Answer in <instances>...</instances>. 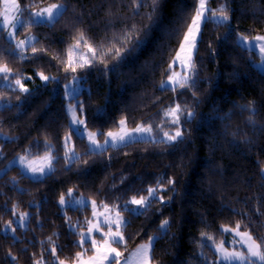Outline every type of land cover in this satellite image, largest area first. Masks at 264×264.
Returning <instances> with one entry per match:
<instances>
[{"label": "trees", "instance_id": "trees-1", "mask_svg": "<svg viewBox=\"0 0 264 264\" xmlns=\"http://www.w3.org/2000/svg\"><path fill=\"white\" fill-rule=\"evenodd\" d=\"M208 2L214 13L226 7L229 20H206L194 80L175 91L161 83L198 0H159L151 21L153 0H18L24 19L18 35L36 37L23 59L0 22V66L7 65L13 78L33 79L26 82L28 92L0 87V100L9 103L0 108V170L19 154L40 157L52 150L58 156L54 170L40 180L16 166L0 175V264H57V257L74 262L77 253L93 254L90 243L87 251L78 246L90 206L61 213L59 201L71 190L126 214L125 245L117 244L121 249L129 252L157 235L153 264H216L212 244L223 238L225 226L239 224L258 243L264 240V72L257 66L258 54L237 41L239 35L264 36V0ZM138 3L143 6L137 9ZM52 4L64 5L55 22L26 21L30 11ZM2 11L0 0V21ZM133 25L144 42L128 52L121 37ZM81 33L97 59L90 55V63H72L73 72L67 68L69 49ZM38 73L55 79L42 84ZM73 75L86 86L79 95L86 127L99 131L101 139L123 119L129 128L142 124L158 132L169 127L164 113L179 103L183 140L89 151L86 139L73 132L66 110L63 85ZM187 112L193 114L190 120ZM69 134L79 159L67 166L63 142ZM149 188H158L163 199L140 214L124 209ZM15 210L31 215L29 226L16 227L13 237L2 229L13 223Z\"/></svg>", "mask_w": 264, "mask_h": 264}, {"label": "rangeland", "instance_id": "rangeland-1", "mask_svg": "<svg viewBox=\"0 0 264 264\" xmlns=\"http://www.w3.org/2000/svg\"><path fill=\"white\" fill-rule=\"evenodd\" d=\"M2 3H3L2 20H3L4 15L7 14L8 17H9V21H10L9 24H3L1 22L2 26L6 30V36H7L8 40L14 45V51L17 54L19 53L20 50L16 48V44L19 41H21V40L26 42L25 46H24V51L22 53L23 57H26V49L30 45L33 44V42L35 41L36 37L33 34H29V35H26L24 37L19 36L18 35L19 34V30H20V28L22 26H20L17 22L18 21H22L24 23V19L21 16V11H16V9H15L14 5L12 4L11 0H8L7 3H5V0H2ZM52 5H61V4H52ZM52 5L44 6V7H41V8H38V9L30 11V14L28 15V18L26 19V21H31V22L36 23L35 22L36 19H40V18H35L34 19L33 18V13H36V12H39L41 10L47 9V8L51 7ZM198 7H199V0H198L197 9H198ZM207 8L211 9V6L209 5L208 0H207ZM63 10H64V8L62 9V11ZM204 15L205 16H211L212 14L206 11L204 13ZM221 15L222 14H220V13H215V15L212 16L211 19L213 21H217V19ZM228 20H229V18H228ZM228 20L226 22H228ZM205 22L206 21H203V20L201 21L200 27H199V33H198V35L196 36V39H195V49L191 53V63H192V65H194V58H195V55H196V52H197L198 42L200 40L201 31H202V28H203V25H204ZM41 23H52V22H47L46 20H44ZM12 24H17V27L15 29H13L12 28ZM10 31L14 32V35L11 38H9V36H8V33ZM258 36H263V35H258ZM240 37H244V38H246V40H245L244 43L238 42V44L241 47H243V48H245V49H247L249 51L256 52L258 54V56L260 57V61L258 62L257 66H258V68L261 71L264 72V52H262L260 50V44H264V41L255 43V38L257 36H255V37H246V36H243V35H239L237 41L239 40ZM248 45H252V47H248ZM74 46H73L71 54H70V56L68 58V60L71 59V63H78V62L85 63V60H90V55H92V53L90 52L88 46H84L82 44H79L78 47H74ZM179 48H180V46H179ZM179 48H178L177 52L179 51ZM176 54H175L174 58L172 59V61L170 63V74H169V76H171V75H173V73H175L176 75L174 76V80H178L179 78H181L183 76H190L191 81L193 82L194 76H195L194 67L191 68V70L189 71L186 68L185 64H182L180 61H176L175 63H173V61L176 58ZM186 56H187V53H183L182 54V57H186ZM43 75H45V74H43ZM0 76L4 77V78L0 79V87L12 88V89H16V90H20L22 92H25L18 85L15 84V80L16 79H20L22 84H23V87L28 89V91L31 90L29 85L26 84L27 81H32L33 80L31 76L13 78V73L11 71H9L6 74V76L3 73H0ZM45 76H48L50 78H54V76H52V75H45ZM169 76L162 83L168 82ZM36 77L39 79V81H41L42 84H47L51 80H53V79H50L49 81H44L38 74L36 75ZM162 83H161V85H162ZM65 85H68V87L65 88ZM85 88H86V86L82 83L80 78L78 76L73 75L63 85V89H64L63 95H64V97L66 99V110H67V112L69 114L71 128H72V130H73V132L75 134H77L78 136L83 137V138L86 139L89 151H91L90 148L92 146H91L90 141L87 139L88 133H96L95 139L98 142V144H100V145L104 144L105 139H108L110 141L109 145L105 146L103 149H97L95 151L96 153L105 151V150H107L108 148H111V147L117 148V147H121V146L127 145L129 143L137 142V141H161L162 139L166 140V137L163 136L164 132H169L170 134H174L175 133V130H176L177 126L172 124V123H170L169 127H161L158 130V132H155L153 130V128L150 127L151 128L150 132L137 133V132H135V129L138 126L135 127V128H129L127 123H125L123 126H121L120 122H119V128L117 130L111 131V132L114 133V134H117V136L124 135L126 143H120L118 141L113 143L112 142V138L108 137L107 133L105 134L103 139H101L99 137V131H92V130H89L87 127H86V131L83 134H81V132L78 131L77 129L78 128H83L84 125H76V124H74L72 122V115L73 114H72V112L69 111V106H71V107L76 109V113H75L76 117L78 119L84 120L85 121V125H86V118H85L84 109H83L82 105L80 104L81 98H79V95L82 93V91ZM6 104H9V103H7V102L5 103L2 100H0V108H2ZM81 107L83 109L82 113H81V110H80ZM167 118L170 121L171 118L170 117H167ZM139 126H142L145 129L149 127L147 125H142V124L139 125ZM180 128H181V131H182L183 124H182V120H181V113H180ZM182 133H183V131H182ZM130 136L133 137V139L130 140L129 139ZM2 137L4 139H8L6 136H2ZM66 137L69 138L67 144L65 143V138ZM66 137L64 138V142H63V147H64V150H65L64 157L67 160L66 165L70 166V164L74 160H69L68 156H71L73 152L76 154V156H78V153L75 151V148H74V144H73V140H72V134H69ZM179 140L180 139L178 138L176 141H172V142H168V143L169 144L175 143V142H177ZM66 153L68 155H66ZM49 156L54 158L51 161V165H52L51 170H49L48 167H47V164H48L47 157H49ZM21 157H25L26 158L25 162L23 164L20 162V158ZM57 157H58L57 154L52 152V150L49 151L48 153H46L44 156H40V157H31V156L26 155V154H19V155L13 157L7 163V165L0 170V175L5 173L9 168H11L13 166H16V167L20 168L21 172L24 175H26V176L34 179V180H40V179H43L45 176L49 175L54 170V162L57 160ZM29 164L31 165V167H28ZM32 168H36V169L43 168L44 171L43 172L37 171V172L34 173L31 170ZM263 175H264V169H263ZM144 197L146 198V200L151 199L148 196V194L145 195ZM139 198H137V199H139ZM63 199L65 201L64 204H61L60 201H59L61 213H63V214L65 213L66 209L69 208V207L70 208H80V207L82 208V207L90 206V208H91V216L86 221L85 228L79 230V233L81 234L80 240H81L82 236L87 237V235H91V237L98 242L97 243V247L101 246L100 242L102 241V233L108 232V230H109V226L104 223L105 218L107 217L110 220H114L116 212L119 211V214L122 217V223L120 224L119 229H117L116 225L113 224L112 225V231L116 232L117 230H119L122 233L123 241L121 243H118V244L119 245H125V235H124L123 229H124L125 225L128 222V217L126 216V214L124 212L121 211V209H119L117 207H115V208L114 207H99V206L96 205V203H95V206H93L92 205V201L93 200L76 193V191H74V190H71L69 192L68 196L67 197H63ZM81 200L84 201L83 204L75 203V201H81ZM125 207H127L129 209H137L138 211L136 213H134V214H140L145 209L142 206H138V205L130 204V203L125 205ZM125 207H124V209H125ZM21 214H27L24 217V220L22 222L20 220ZM30 215H31V212L29 210H27V211L15 210L13 223H9V224L5 225L4 228L2 229V232L4 234H8V235H11L13 237H16L17 235H16L15 228L16 227H21L23 229H26L29 226ZM97 224L99 225V227H100V229L102 231L97 232L95 230V226ZM90 227H92L93 230L89 234V228ZM71 228L75 229V225H71ZM166 228H167V225L164 228H162V231L164 232L166 230ZM225 229H230L231 231H225ZM235 229H236V227H230V226L222 227V231L224 233L223 238L219 242L212 244V248H213L215 256H216L215 257L216 264H227V262L222 259V253L218 249V245L222 244L223 248L227 249V251H229V252L235 250V251H244L246 253V251H247L246 246L241 241V237L239 235H237ZM239 232L240 233H245V232L249 233L248 231H244V230H242L240 228H239ZM157 237H158L157 235L152 236L148 241L140 243L138 246H136L135 248H133L129 252L121 249L117 245V243H113L111 246L113 248H116L117 251L120 252V254H121L120 257L118 258L117 264H141V258H140L139 254H138V250L140 249V246L148 244L151 241V251H150V256H151L152 255V248H153V245H154L155 240L157 239ZM86 243H90L91 244V241H88ZM86 243L83 244V250L87 249V247L85 245ZM91 247L93 249V254L84 255V259L85 260H87L89 257H92L95 254V248L92 245H91ZM83 254H84V252H83ZM55 260H56V263L58 264L57 258H55ZM40 264H43V261H41ZM65 264H77V262L76 261H74V262H66L65 261ZM105 264H110V261H106ZM150 264H153L151 260H150ZM237 264H238V262H237Z\"/></svg>", "mask_w": 264, "mask_h": 264}, {"label": "snow or ice", "instance_id": "snow-or-ice-1", "mask_svg": "<svg viewBox=\"0 0 264 264\" xmlns=\"http://www.w3.org/2000/svg\"><path fill=\"white\" fill-rule=\"evenodd\" d=\"M8 0H5V3H7ZM12 4L14 5L16 11H22L19 8L18 0H11ZM143 6L142 4H137V9L139 7ZM159 7V0H153V11L148 14V20L151 21L153 18V15L156 13ZM64 8V5H52L51 7L41 10L39 12L33 13V18H40L36 19V23H41L44 20L47 22H55L58 17L62 15V9ZM209 12L212 15L211 16H205V12ZM219 11L222 13V15L217 19L216 22L218 23H223L228 20V16L225 14L227 9L226 7L222 6ZM215 13L207 8V0H199V7L196 10L195 17L192 19L191 25L188 27L187 32L185 33L183 37V41L180 44L179 51L176 54V58L173 61L175 63L176 61H180L182 64H185L186 68L190 71L191 68L194 67L191 63V53L195 49V39L196 36L199 33V27L201 21H206L208 19H211L212 16H214ZM3 24H9V17L7 14L4 15L3 20L0 21ZM20 26H23L22 21L17 22ZM31 23V21H29ZM17 27V24H12V28L15 29ZM14 35V32L10 31L8 33L9 38H11ZM246 38L240 37L238 42L244 43ZM83 41L86 46H88L90 52L92 53V59H97V53L96 49L92 48L91 45L87 44V40L84 37L83 33H81L79 39L76 41V45L74 47H78L79 44ZM264 41V36H257L255 38V43ZM144 41L140 38V30H137L135 26L133 25L132 30L125 32L123 36L121 37V44L127 50L128 52L135 51L137 47H139ZM25 41L21 40L16 44V48L19 49L18 56L20 59H23V51H24V46H25ZM131 45V47H127L128 45ZM248 47H252V45H248ZM260 50L264 52V44H260ZM32 51L35 53L37 50L35 47L32 48ZM72 49H69V56L71 54ZM108 52L111 53L112 49L109 48ZM183 53H187L186 57H182ZM116 58H120L121 56V49L116 48L115 53H114ZM102 59V57H101ZM91 61L85 60V63H90ZM187 62V63H186ZM83 66V64H81ZM67 68L70 69L71 71H75V67L72 66L71 59L69 60L67 64ZM10 71V69L7 67V65L0 66V73H3L5 76L6 74ZM38 75L44 80V81H49L50 78L48 76L43 75V73H38ZM176 74L173 73V75L169 76L168 82L162 83L161 87L162 88H169L172 91H175L177 87L179 88H184L185 85H190L192 83L190 76H183L179 78L178 80H174V76ZM4 78L3 76H0V79ZM15 84L18 85L23 91L27 92L28 89L23 87V84L20 79L15 80ZM68 85H65V88H67ZM81 113L83 111L81 107ZM69 111L72 112V122L76 125H84L83 128H78L77 130L83 134L86 131V125L85 121L82 119H78L76 117V109L69 106ZM183 110L181 109V106L179 103H176L174 107H170L168 110L165 111L164 115L167 117H170V123L176 125V130L174 134H170L169 132H164L163 136L166 137L165 139H162L161 142L163 143H168L172 141H176L178 138L182 141L183 140V133L180 128V113ZM252 111H255L252 109ZM193 114L191 112H187L186 114V120H190L192 118ZM125 120L120 121V125L123 126L125 124ZM151 128L150 126L148 128H143L142 126H138L135 129V132L137 133H144V132H150ZM100 135H103L101 132ZM108 137L112 138V142H120V143H126L125 141V136L124 135H119L114 134L112 132L107 133ZM96 133H88L87 139L91 143V148L90 150L92 152H95L97 149H103L105 146L109 145L110 141L108 139H105L104 144L100 145L95 139ZM129 139H133V137H129ZM69 138H65V143H68ZM66 155H68L66 153ZM69 160H76L79 159L78 156L73 152L71 156H68ZM25 157L20 158V162L23 164L25 162ZM48 159V164L47 167L49 170H51L52 165L51 161L54 159L53 157L49 156L47 157ZM28 167H31L29 164ZM34 173L39 171L43 172L44 169H36L32 168L31 169ZM169 183H174V181H169ZM148 196L151 198L149 200H146L144 196H141L139 199H137L135 196L131 198V200L128 202L130 204H135L138 206H142L144 208L150 207L151 203L155 200H162L163 197L159 195V189L158 188H149L147 189ZM61 204H64L65 201L63 197H61L60 200ZM75 203L78 204H83L84 201H75ZM92 205L95 206V201H92ZM107 207V205H105ZM125 210L136 213L138 210L137 209H129L125 207ZM27 214H21L20 220L21 222L24 220V217ZM104 223L109 226L108 232L102 233V241L101 246L97 247V241L91 237V235H87V237L82 236L81 240L78 242V246L82 247L84 243L91 241V245L95 248V254L92 257H89L87 260L84 259V254L83 252L77 253L75 257V261L77 264H105L106 261H110V264H117L118 258L120 257V252L117 251L116 248H113L111 245L113 243H121L123 241V236L122 233L117 230L116 232L112 231V225L115 224L117 229H119L120 224L122 223V217L119 214V211L116 212L115 219L110 220L107 217L104 220ZM168 224V221L165 220L163 224L161 225L162 228H164ZM239 224L236 225V233L241 237V241L243 244L246 246V253L244 251H227V249L223 248V245H218V249L222 253V259L227 262V264H264V240H261L260 243H257L256 240L247 232L245 233H240L239 232ZM92 227L89 228V234L92 232ZM95 230L97 232L102 231L97 224L95 226ZM14 231V230H13ZM225 231H231L230 229H225ZM211 239V237H208ZM84 251H87L86 249ZM150 251H151V241L148 244L141 245L140 249L138 250V254L141 258V264H150L151 256H150ZM53 254L55 253V248L52 249ZM58 264H65V261L59 260L57 257ZM36 264H40V261H37Z\"/></svg>", "mask_w": 264, "mask_h": 264}]
</instances>
